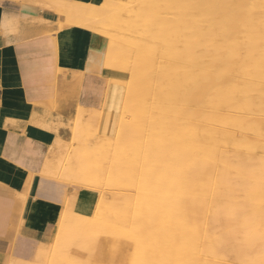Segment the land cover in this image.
Wrapping results in <instances>:
<instances>
[{
	"label": "bare ground",
	"instance_id": "1",
	"mask_svg": "<svg viewBox=\"0 0 264 264\" xmlns=\"http://www.w3.org/2000/svg\"><path fill=\"white\" fill-rule=\"evenodd\" d=\"M161 1L173 6L177 0ZM200 1L206 13L198 14V5L195 9L188 4L183 8L184 18H190H187L188 24L192 25L190 30L202 26L193 28L197 33L183 41L178 40L181 31H167L175 29L179 15L174 11L167 23H162L158 15L149 19L151 21L142 19L136 26L133 24L143 29L135 42L123 40L117 43L108 29L107 41L110 43L103 44L98 39L86 45L80 41L75 67L81 68L85 54L93 49L100 56L102 68L99 73L112 75L105 79V84L112 86L114 102L108 105L96 100L100 90L95 82L94 95L82 101L90 106L83 113L77 114L73 100L62 98L60 93L56 101L44 104L45 110L35 106L34 117L44 115L53 125L62 119L61 113L72 114L70 130L62 140L72 143L73 148L70 158L66 159L62 178L95 187L94 191L90 187L94 201L86 200L85 208L92 209L94 203H103V198L115 207L114 217L107 220L108 226L99 227L92 236L85 235V250L72 254L67 264H85L80 257L92 256L95 238L102 237L125 239L133 244L134 255L126 264H264L263 254L257 253L260 250L257 245L264 244L260 243L264 242V234L254 233L261 231L264 216L259 214L264 210V175L260 177V188L246 193L244 200L236 203L232 199L233 175L227 172L232 160L238 161V169L255 164L245 163L243 157L239 159L238 154L230 151L235 143L248 137L241 131L264 132V17L258 22L264 0ZM192 2L196 3L190 0V5ZM112 4L91 0L87 7L76 4L63 7L68 9L69 23H87L89 13L100 15L97 24L108 23L107 17L112 18V15L117 18L115 22L128 23L130 19L126 17L119 19L123 17L118 14L119 7ZM137 17L135 19L140 20ZM63 20L58 24L65 27ZM132 22L130 20L128 24ZM133 25L128 30L130 35L135 30ZM216 30L219 31L217 35L214 34ZM130 38L134 39V36ZM237 40H241L240 46L246 49L242 61L239 45L236 47L237 44L232 43ZM202 42L207 45L202 44L207 51L202 47L200 50L205 51L199 52ZM177 47L183 49L179 55L174 54ZM65 49H60L63 56L67 55ZM239 97L241 105H236ZM212 107L244 117L225 119L205 113ZM114 112L117 116L112 128L109 117ZM110 132L115 134L114 138L108 137ZM54 143L50 156L58 160L59 141ZM254 155L248 157L256 158ZM258 164L264 167V159ZM251 166L249 169L254 168ZM98 168L104 172L100 173ZM258 203L262 208L255 210ZM110 207L98 205L97 208H105L109 213ZM64 214L65 223H70L71 209L66 206ZM254 216H258L257 219ZM253 217L258 222L256 228L248 223ZM40 255L42 252H37L35 258ZM227 258H230L229 263H225ZM14 260L13 256H7L4 264H16Z\"/></svg>",
	"mask_w": 264,
	"mask_h": 264
},
{
	"label": "crops",
	"instance_id": "2",
	"mask_svg": "<svg viewBox=\"0 0 264 264\" xmlns=\"http://www.w3.org/2000/svg\"><path fill=\"white\" fill-rule=\"evenodd\" d=\"M85 1L91 0H0V264L7 256L30 255L39 230L52 223L57 211L53 204L62 205L68 193L66 185L41 178L30 160L39 147L41 169L47 168L48 150L56 139L65 138L72 114L61 113L53 125L44 115L34 117L33 111L56 101L58 93L73 100L77 114L90 108L82 101L89 98L86 83L98 82L100 56L90 49L81 68L75 67L79 37L59 35L58 49L55 40L60 15L68 11L63 6ZM64 47L66 57L60 50ZM59 65L65 68L62 73ZM29 218H34L33 225Z\"/></svg>",
	"mask_w": 264,
	"mask_h": 264
},
{
	"label": "rangeland",
	"instance_id": "3",
	"mask_svg": "<svg viewBox=\"0 0 264 264\" xmlns=\"http://www.w3.org/2000/svg\"><path fill=\"white\" fill-rule=\"evenodd\" d=\"M105 1L109 2L110 4L113 3L112 5H115V6L119 7L118 11H120V12H118V14L123 16L122 18H119V19H123V18L126 17L128 20L130 19L131 21H133L130 25L135 24V26L142 19H143V21H147L149 19L152 20L153 16H158V15H159L158 18L161 19L162 23H167L168 19H169V16H171L172 14H174V12H176L175 15L176 14L179 15L178 16V20L176 19V22L178 24L175 22V29L173 30L172 28H170V29H167V31H169V33L170 32L174 33L176 31H181L180 34L178 35V40H180V41L181 40L183 41L184 38L188 37L189 35L195 34V32L197 30L194 31L193 28H196V29H198V27L202 28V26L200 27V26H194L193 25L194 27L191 28V30H190V27L192 26L191 24L190 25L188 24L189 23L188 21H189L190 18L188 16H185V18H184V15H183L184 14V10H183V8H186L187 6H189L191 9H193L194 7H196L198 5V7L196 8L198 10V12L196 10L195 11L198 14L206 13L204 11L205 8H204L203 4H201L202 1H200V0H197V1L195 0L196 3L192 2L193 3L192 5H190V3H189L190 0H188V1L187 0H185V1L184 0H180L181 2H179V0H177L178 2L177 1L174 2L173 6H169V4H167L165 2H162L161 0L160 1L159 0H154V1L153 0L152 1L151 0L150 1L149 0H136V1L135 0H125V1L124 0H108V1L105 0ZM110 1H112V2H110ZM186 1L188 2L187 3L188 5L185 3ZM191 1H194V0H191ZM155 2H156V5H155ZM148 3H150V4H148ZM152 3H154V4H152ZM163 3H165L166 5L163 4ZM179 3H181L182 5H180ZM87 4H88V1H85V2L79 3V6L80 7H87ZM127 5L129 7H127ZM263 5L264 4H262V6ZM141 6L144 7V8H142ZM152 6H154V7H152ZM159 6H161V7H159ZM125 8L127 10L131 9L132 11L131 10L130 11H126ZM177 8H178V10L180 12L177 10ZM263 9L260 11L262 14L259 13L258 22H260V18L262 19L264 17L263 16L264 12H262V11H264ZM145 10L147 11L146 14L144 13V12H146ZM141 12H142V14H139ZM171 12H173V13L171 14ZM143 13H144L145 16H143ZM114 14H116V13H114ZM138 14H139V16L142 15L141 16L142 18L139 17ZM68 15H69L68 12H65V14L60 15L61 17L59 19L60 20L64 19L63 21L65 22L66 25H64L65 27H61L60 32H58V34L56 36L55 40L57 42V48H60V47H58L59 44H60L58 42L59 41L58 36L59 35L61 36L62 34H66V33H73V35H77L79 37L81 43H84L86 45L87 44H91L90 42L93 43L94 41H96L98 39L100 41L102 40L101 42L103 44L110 43V41L109 42L107 41L108 30H111L109 32L112 35L114 34L113 37L114 36L116 37L117 43H120L123 40H130V41L135 42L134 40H136L138 34L139 33H141V35L143 34V29H141L140 26L139 27L138 26L135 27L133 25V27H135V30L133 32L131 31V35H130V33L128 31L129 29L131 30V27L128 24L130 22V20L126 24H125V22H120V23L119 22H115V21H117V18L114 15H112L113 16L112 18L110 16L107 17L108 18V23L107 22L105 24L102 23V25H101V24H97L96 23V22H98V20L100 18V15L97 14V13L96 14L95 13H93V14L89 13L88 16L90 18V21L93 20L92 24L89 23L90 21H88L87 23L86 22L85 23H77L79 26L76 23H74V22H70L69 23ZM128 15L130 16V18H129ZM162 15H165L166 17L162 16ZM135 16L136 17L138 16L137 18H140V20L137 21L135 19L136 18ZM163 17L166 18V19H164ZM92 18H94V19H92ZM115 18H116V20H115ZM187 18H189V19H187ZM95 19H96V21H94ZM145 19H147V20H145ZM151 20H149V21H151ZM134 21L135 22L137 21V22L135 23ZM178 21L179 22L181 21V22L179 23ZM185 22L187 23V25H186ZM121 23L125 27L123 25H121ZM80 24L84 25V27L83 26L81 27ZM126 26H128V27H126ZM110 27H113V28H116V29H113V28H110ZM178 27H180V28L178 30H176V28H178ZM120 28H121V30H120ZM104 29H106V30H104ZM192 29H193V32H192ZM83 30H86V31H83ZM101 30H102V32H101ZM119 30H120V32H119ZM122 30H123L124 34L122 33ZM186 30L187 31L189 30V32L187 33ZM105 31H107L106 34H105ZM216 31L214 32V34H216V33L218 34L219 31H217V32ZM116 33H118V35ZM119 34H122V35H119ZM104 35H105V38H104ZM141 35L139 34V36H141ZM124 36L127 37V38H124ZM131 36L132 37L134 36V39L130 38ZM88 40H89V42H88ZM234 42H232L233 45L237 44L236 47H238V45L240 47V48L238 47V51H240V53H241V61H242V59L244 58L243 56H244V53H245L246 49H244L242 46H240V44L242 42L241 40L240 41L237 40V41H234ZM202 44L206 45L205 43L202 42L201 45H200L201 48H198L199 52L205 51L207 49V47H206L207 45L203 47ZM202 47L205 50H200V49H202ZM175 52H174L175 55L176 54L179 55L181 52H183V49L181 47H177L175 49ZM209 52H211V49L209 50ZM99 68L101 69L102 65H100ZM61 69L64 70L65 68L62 67V65L61 66L59 65V73H62ZM109 77H112V75L110 73H108V72H106V73L101 72V74L100 73L98 74V82L97 83H98V88H99L100 92H98V94L96 96V100L98 102L101 101L104 104H108V105L111 102H114L113 99L115 98L114 94H113L112 86L105 84V79H107ZM95 85H96L95 83L94 84L89 83V85H87L88 88L86 87L85 90H86L88 96L89 95H94L95 92H93L94 91L93 88H94ZM237 100H238V102H237ZM237 100L235 101L234 104H236V102H237L236 105H241V101H242L241 97H239ZM207 110L205 111V113H208V114L211 113L209 115H214L215 114L216 116L225 117V119H230L231 117L232 118L233 117L237 118V116H239L238 118L244 117L243 115H241L239 113H233V115H232V112H230L228 110L221 112L218 109L215 110V108H213V107H212L211 110H209V109H207ZM213 110L216 111V112H214ZM102 112L104 114V111L101 110V113ZM212 113H214V114H212ZM116 116L117 115L114 112V114L111 115V117H109L110 118V120H109L110 126L112 128L114 126V120L116 119ZM228 117H230V118H228ZM217 122L218 121H214V124H218ZM241 132H243L244 135L247 134L246 136H248L249 138L246 137L243 141H238L237 143H235L233 148H232V150H230V151H232L235 154H238L239 155V157H238L239 159H242L240 157H243V160L245 161V163L246 162L247 163L255 162V164L256 163L258 164L260 161H262V159H264V140H263L264 138H262V137H264V132L261 131V130L259 132V130H253V129H243ZM250 135H251V137H250ZM260 136H261V138H260ZM108 137L114 138L115 134L113 132H110V133H108ZM56 141H59V143H57V145L59 146V150H60L59 155H58V157H59L58 160H53L51 158V156H50V151L53 149V147H52L53 145H52L50 147V149L48 150V155H47L48 159H46L47 160L46 164H48L47 168L43 167V169H41L40 165H41L42 162H38V159H40V156H41L40 154H38V152H40L39 147H37V150H36L37 154H36L35 160L31 159L30 163H31V165L33 164L32 166H35V170L38 173V175H40L41 178H51L52 180L60 182V183L66 185L68 187V193L64 196V200L66 202L64 203V201H63L62 205L53 204L54 207H57V211L55 212L54 217H53V219L51 221L52 223H49L48 225H45V227L43 229L39 230V232H40L39 236L34 238V241L32 243V245H34L35 247L30 251V253H31L30 256L28 255L27 257H13L15 259L14 261L17 262L16 264H67L68 260L70 261V257H71L72 254H79V253H81V252H83L85 250V249H83V248H85L84 247V242H83V239H84L83 237L85 235L87 237L88 236H92L94 234V231H96V229H98L99 227H107L108 226L107 220L112 219L114 217L113 216V211H115V207L113 206V203H106V199L105 198H103V201H102L103 203H94L95 206L92 209H91V207H89L88 210L85 208L84 203L86 202V200L89 199L91 201L90 203H93V201H94V197L90 195V193L92 192V189H93V191L95 190L94 186L92 187L91 184L77 183V182L72 181L71 179H67V178H64V177L62 178V174L64 172V165L66 163V159L70 158L71 150L73 148V145L69 141L64 142L62 139H59V138L56 139ZM107 142L109 144H111L110 141H107ZM53 144H55V143H53ZM87 144H88V146H90V142H88ZM253 146H256V147H253ZM235 149H237L238 151L237 152L234 151ZM243 149L247 150V151H243ZM259 150H260V153H259ZM241 152L245 153V154L242 155ZM246 152L247 153L249 152V154H251V155H252V153H253V155L255 154L254 156L256 158H251L253 156H251L249 158L248 157L249 154L247 155ZM244 157L245 158L248 157V158L245 159ZM230 158L233 159V157H230ZM232 162L233 163H232L230 169L227 170V172H229L231 175H233V177L231 179V186H232V189H233V197H232V199H233V201L238 203V202L244 200V198L246 196V193H249L252 190L253 191L254 190H258L260 188L261 181H262L260 177H262V175H264L263 174L264 173V167H261L260 164H258V165L256 164L255 165L254 163L253 164L250 163V164H246L247 167L244 166L242 169H238L237 168L238 161L232 160ZM251 165L254 167L253 169H249L248 166H251ZM60 170H62V171H60ZM97 170L100 173L104 172L102 168H98ZM41 171H42V173H41ZM55 176H57V177H55ZM58 176H59V178H58ZM57 194L58 195H62L61 192H58ZM100 200H102V198ZM244 204L245 203H242V206H244ZM98 205H104V207L107 206V205L109 207L111 206L109 213H108V211H105V208L104 209H101V208L98 209L97 208ZM66 206H67V209H71V212H72L71 216H69L70 217V219H69L70 223H67V224L64 221V216H65L64 212H65ZM258 206L259 207H257L255 210H260L262 208L261 207L262 206L261 203H258ZM243 208H246V205ZM61 210L63 211L62 212L63 215L60 217V215H61L60 211ZM263 211H262V213L260 211L259 214L260 215L261 214L264 215ZM231 216L229 215L228 217L231 218ZM59 217H60V219H59ZM254 217H256V216H254ZM254 217L251 220H248V223H250L253 227L256 228L257 225H258L257 224L258 222L253 220ZM257 217H256V219H257ZM57 219H59V220H57ZM27 223L33 225L34 224V218H29L27 220ZM260 229H261L260 232H259V230H257V231H254V233L257 232V233H263L264 234V216L262 217ZM242 236L243 235H240V237H242ZM260 243L262 244L264 242L260 241ZM263 245L264 244H262L260 246L257 245V248L262 250V252H261L260 250L257 249L258 250L257 253L258 254L261 253L260 256L263 254L261 256L262 258H264V253H263L264 252L263 251L264 250V248H263L264 246ZM36 246H37V249H36ZM94 246H95V248H94L95 249V253L92 256L82 255L80 257V260L82 262H84L85 264H126L132 258V256L134 255L133 244L130 241L125 240V239L115 240V239H111V238H107V237H102V238L96 240V238H95ZM37 252H42V255L38 256V258H35L37 256ZM252 255H254V254H252ZM230 258L232 259V257H230ZM230 258H227L228 260L226 259L225 263L227 261L229 263L230 262V260H229ZM242 261H244V260H242Z\"/></svg>",
	"mask_w": 264,
	"mask_h": 264
}]
</instances>
